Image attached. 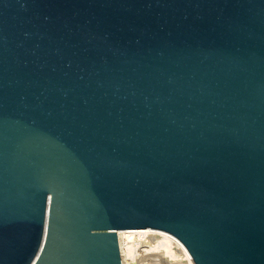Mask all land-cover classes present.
<instances>
[{"label": "water", "instance_id": "obj_1", "mask_svg": "<svg viewBox=\"0 0 264 264\" xmlns=\"http://www.w3.org/2000/svg\"><path fill=\"white\" fill-rule=\"evenodd\" d=\"M147 228L264 264V0H0V264Z\"/></svg>", "mask_w": 264, "mask_h": 264}, {"label": "bare ground", "instance_id": "obj_2", "mask_svg": "<svg viewBox=\"0 0 264 264\" xmlns=\"http://www.w3.org/2000/svg\"><path fill=\"white\" fill-rule=\"evenodd\" d=\"M122 264H195L183 243L158 229L118 231Z\"/></svg>", "mask_w": 264, "mask_h": 264}]
</instances>
